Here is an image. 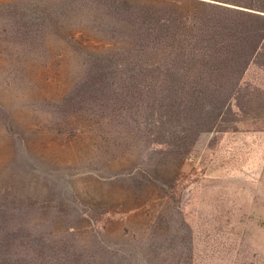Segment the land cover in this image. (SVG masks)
<instances>
[{
  "label": "rangeland",
  "instance_id": "obj_1",
  "mask_svg": "<svg viewBox=\"0 0 264 264\" xmlns=\"http://www.w3.org/2000/svg\"><path fill=\"white\" fill-rule=\"evenodd\" d=\"M94 7L0 0L3 211L33 205L18 219L22 230H51L50 239L67 246L72 237L63 231L73 227L82 264H94L106 217L120 224L118 214L139 208L143 215L125 220L123 232L139 235L149 226L160 240L182 246L177 263L264 264V131H255L264 123V97H242L243 112L233 104L215 132L198 134L182 152L156 144L151 151L145 128L112 122L81 90L84 64L93 63L85 54L100 59L117 51L96 46L94 39L111 32ZM153 135L152 143L169 139ZM16 259L40 261L22 249Z\"/></svg>",
  "mask_w": 264,
  "mask_h": 264
},
{
  "label": "trees",
  "instance_id": "obj_2",
  "mask_svg": "<svg viewBox=\"0 0 264 264\" xmlns=\"http://www.w3.org/2000/svg\"><path fill=\"white\" fill-rule=\"evenodd\" d=\"M65 1L67 9L78 3L95 6L100 17H106L103 24L109 20L111 32L103 40L94 39L96 46L117 48L100 59L85 54L93 63L84 64L89 73L79 80L84 97L92 94L90 98L112 122L145 128L153 142L154 132L167 133L169 139L162 135L163 142L151 140L153 152L157 150L153 144L161 146V151L182 152L198 134L215 132L233 104L243 112L238 101L252 99L257 92L264 97L261 0ZM120 32L125 35L118 37ZM98 82L101 85L94 84ZM255 131H264V123ZM11 206L6 214L0 204V264H82L84 253L74 243L73 227L63 231V237H72L68 246L53 242L51 230L32 235L22 230L18 219L23 221L33 205ZM106 218L103 226L110 220ZM20 249L24 256L30 250L40 261L19 262Z\"/></svg>",
  "mask_w": 264,
  "mask_h": 264
},
{
  "label": "crops",
  "instance_id": "obj_3",
  "mask_svg": "<svg viewBox=\"0 0 264 264\" xmlns=\"http://www.w3.org/2000/svg\"><path fill=\"white\" fill-rule=\"evenodd\" d=\"M139 210L118 214L116 220L120 224H114L110 219L106 226L99 227L100 237L93 246L94 264H183L176 260V256L183 254V250L178 249L182 246L160 240L149 230V226L140 230L139 235L128 236L123 232L128 226L125 220L143 215ZM116 231L119 233L116 234Z\"/></svg>",
  "mask_w": 264,
  "mask_h": 264
}]
</instances>
